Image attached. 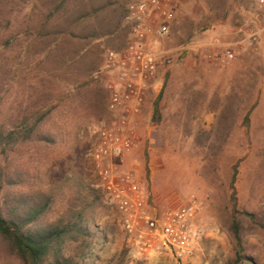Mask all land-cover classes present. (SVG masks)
<instances>
[{
	"label": "rangeland",
	"instance_id": "rangeland-1",
	"mask_svg": "<svg viewBox=\"0 0 264 264\" xmlns=\"http://www.w3.org/2000/svg\"><path fill=\"white\" fill-rule=\"evenodd\" d=\"M127 1L0 0V131L19 130L23 118L50 111L29 140L0 151L2 190L52 198L49 223L85 205L105 236L94 264H233L229 184L236 164L237 209L264 216V40L257 50L240 43L244 21L257 26L262 10L254 0H186L168 36L150 45L170 64L159 71L138 143L117 172L134 174L159 214L196 205L201 236L180 260L143 258L127 247L91 158L90 129L108 118L105 85L114 77L104 70V57L129 40ZM226 50L252 64L237 69L233 80L217 77L212 84L210 71L220 70L217 59ZM174 66L180 70L174 89L183 96L172 113L162 99ZM209 108L217 113L213 123L204 121ZM243 246L244 264H264V230L251 228ZM0 264H20L1 240Z\"/></svg>",
	"mask_w": 264,
	"mask_h": 264
},
{
	"label": "built area",
	"instance_id": "built-area-1",
	"mask_svg": "<svg viewBox=\"0 0 264 264\" xmlns=\"http://www.w3.org/2000/svg\"><path fill=\"white\" fill-rule=\"evenodd\" d=\"M186 0H128L123 23L128 43L121 50H108L103 68L113 74L105 85L108 118L91 129V158L100 186L120 216L126 245L143 258L167 254L180 260L188 256L200 239L195 226L198 208L186 204L159 214L150 204L139 179L118 173V164L138 143L137 128L159 71L170 64L163 54L149 50L170 32L176 12ZM262 10L260 23L244 21L240 43L257 50L264 40V0H254ZM235 51L226 50L217 61H234Z\"/></svg>",
	"mask_w": 264,
	"mask_h": 264
},
{
	"label": "trees",
	"instance_id": "trees-1",
	"mask_svg": "<svg viewBox=\"0 0 264 264\" xmlns=\"http://www.w3.org/2000/svg\"><path fill=\"white\" fill-rule=\"evenodd\" d=\"M49 112L37 114L32 121L23 118L19 130L0 131V151L17 140H29ZM41 139L53 141L46 136ZM236 173L237 164L232 168L229 184L228 230L233 243V264H244L249 260L243 254V239L251 228L264 230V216L237 209ZM3 188L0 182V240L20 264H94L98 260L97 250L105 236L86 214L85 205L69 210L66 218L49 223L47 213L52 198L35 194L16 197Z\"/></svg>",
	"mask_w": 264,
	"mask_h": 264
},
{
	"label": "crops",
	"instance_id": "crops-1",
	"mask_svg": "<svg viewBox=\"0 0 264 264\" xmlns=\"http://www.w3.org/2000/svg\"><path fill=\"white\" fill-rule=\"evenodd\" d=\"M240 55H241V53H240ZM187 62L188 63L193 62L192 64H196V66L201 65V63H204L205 66H207V67H214L211 64L207 65V63L202 62L201 60H195V61L188 60ZM248 63H249V65H248ZM251 64H252L251 62H247L246 60L243 59V54H242L241 58H239L237 56L235 61H231V62L226 63V66H224L223 64H219V69H220L219 71H217V70H214V71L211 70L210 71L211 82H212V84H215L216 83L215 79H217V77L220 78V77H224V76H226L227 78L229 77L231 80H233V78L237 74V72H236L237 69L239 70V68H241V67H245V68L248 66L250 67ZM241 72L242 71H240V73ZM179 73H180L179 67L174 66L171 70L172 76L168 82V88L165 91V94L163 95V99H162L163 105L164 104L168 105L169 108L171 109L172 113H174L175 111H180L179 109H181L179 107L181 105L180 101L182 100L183 91H181L180 89L179 90L174 89V84L178 83L176 81V78L180 77L178 75ZM194 98H198L196 94H194ZM164 110H166V109H164ZM208 110H209V112L207 113L208 117L205 118L204 121H207L208 123H213V114L217 115V113L215 111H212L210 108ZM183 114H185V113H183ZM200 115H202V114H200ZM202 116H204V115H202ZM165 120H166V118L163 117L162 121H165Z\"/></svg>",
	"mask_w": 264,
	"mask_h": 264
}]
</instances>
